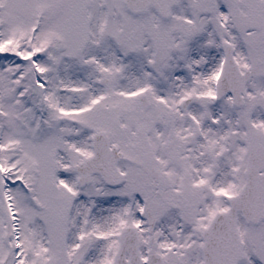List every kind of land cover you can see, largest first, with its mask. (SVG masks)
<instances>
[{
    "label": "snow or ice",
    "instance_id": "1",
    "mask_svg": "<svg viewBox=\"0 0 264 264\" xmlns=\"http://www.w3.org/2000/svg\"><path fill=\"white\" fill-rule=\"evenodd\" d=\"M0 264H264V0H0Z\"/></svg>",
    "mask_w": 264,
    "mask_h": 264
}]
</instances>
